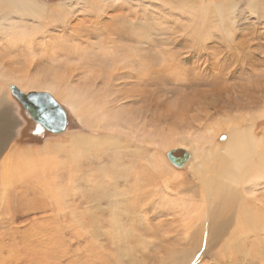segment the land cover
<instances>
[{"label":"bare ground","instance_id":"bare-ground-1","mask_svg":"<svg viewBox=\"0 0 264 264\" xmlns=\"http://www.w3.org/2000/svg\"><path fill=\"white\" fill-rule=\"evenodd\" d=\"M151 1L152 3L147 6L159 5L162 12L165 11L159 21L158 18H153L154 24L140 12V4L134 5L131 9L133 13H138L133 19L123 16L131 11L124 12L123 0H100L101 4L89 0L66 1L67 3L62 4L64 7L59 14H50L55 17L53 19L55 26L60 24L58 29L55 27L58 31L56 34L55 30L52 32L48 25L45 26L48 24L46 20L44 21L45 11L48 9L45 1L0 0V82L4 80L8 83V88L15 85L23 92L46 91L54 96H62V100L73 112L78 114V111L83 109L81 115H78L79 118L82 119L83 116L88 122L98 120L99 126L94 127L104 131L101 136L90 133L73 136L67 145L60 144L61 142L54 145L52 141L46 140L40 147L28 145L17 148L11 145L8 139L13 125L17 135L21 134L23 128L21 120L15 118L17 121H14L9 113L11 106H16V101L13 102L9 95L0 96V264H53L61 233L57 231L56 236V231H51L50 227H46L44 232L36 230V226L34 229L26 230L25 236L29 237V240L27 248L23 249L24 254L14 247L7 248L5 244V238L7 236L14 238L17 234L14 231L19 229L14 222V214L18 210L27 213L35 209V206L41 203L38 200L41 193L48 199L46 201L48 204L53 200L56 210L65 215V212L70 210L69 213L72 214L73 219L70 222H63V225L71 227L75 235L73 240L80 245L73 248L66 238L68 242L64 244L65 251H62L64 255L73 253L69 256V264H120L121 259L110 250V246L106 247V242L113 246L119 240V231L121 234L131 235L127 244H130V241L133 244L126 247L129 251L126 256L133 257L135 246H141L145 241L137 226L144 224L150 227L149 206L155 209L153 211L155 214L161 208L168 207L180 213L181 217H186L182 230L177 231L178 234L181 233L179 236L181 235L185 242L178 240L175 244L184 247L193 245L190 247L192 252L180 259L185 251L180 249L179 254L177 249L175 255L171 257L173 264H195L196 249L200 245L206 250L217 249L214 255L211 253L213 256L211 264H264V108L257 110L259 112L257 115L254 111H247L240 116L241 118L229 117L230 121L239 118L245 124L232 122L227 131L219 129L211 138L208 134L213 131L212 126H206L203 130L194 131L195 133H190L189 130L179 132L159 122L155 123L156 127L150 126L148 103L151 95L149 88H144L147 85L148 74L151 73L148 72L150 60L147 55L154 39L160 40L156 50L159 52L158 55L162 54V69L172 74L179 71L180 62L170 52L172 47L168 46L167 41L170 23L178 26L185 23L186 26L179 27L182 31L179 37L187 40L185 42L187 46L189 44L191 48L197 50L198 41L206 45L214 32L232 38L233 31L237 28L239 13L243 9L236 0H223L219 3L214 0L209 2L208 6L205 0H198V4L183 0L181 5H173L166 0ZM258 1L247 0L245 5L255 13ZM113 4L120 5V9L123 10L113 7ZM77 12H81L85 23L72 26L70 18ZM81 14L76 16L79 17ZM81 28L85 29L87 39L94 34L100 37L99 41L83 42L84 34L79 30ZM172 35L179 38L177 33ZM187 35L191 38L189 39ZM173 41L171 40L172 44ZM191 41L195 44L191 45ZM94 45H97L100 57L112 59L114 65L110 68L114 73L116 71L115 80L136 79L130 82L133 88L96 87L100 70L98 69L97 73V69H92L89 62L81 59L88 57V49ZM21 46L23 50L21 53L32 59L38 54L51 63L66 58L68 64L64 63V66L74 68L78 73L75 76L78 77L75 81L72 80L71 73L70 80L65 81L58 72L53 75L55 78L49 80L43 77L44 73L40 74L41 72L39 76H33L34 72L30 74L31 76H25L27 73L17 75L13 70H6L7 63L3 61L4 57L15 53ZM231 48L251 51L245 48L243 42H234L233 45H229V49ZM176 51L177 49L175 53ZM67 54H73L74 58H67ZM10 79L15 84H10ZM84 83L90 86L83 88ZM239 89V93L234 94L235 102L231 104L235 106L238 104L240 108L249 106V110H252L255 97L251 96V92H247L246 88ZM252 90L264 94L263 87L257 86ZM262 97L260 101L264 102V95ZM133 100L140 102L142 108L136 111L122 109L127 101ZM216 125L219 126V123ZM210 142L217 144L216 152L221 153L222 163L208 165L212 151L203 149H206ZM159 148L167 150L166 154H159ZM175 149H185L190 154L188 163L197 162L193 168L198 172V182L205 188L204 191L199 185L191 184L189 188L191 195L180 198L178 192L173 190L172 183L183 182L185 175L176 169L173 166L175 164L167 157V153ZM62 150L65 157L59 159L57 152L61 153ZM202 154L204 158L201 157ZM106 157L108 162L105 161ZM54 159L58 164H62L65 170L70 171V185L65 188L66 190L57 191L55 188H59V184L41 186L40 176L46 177L47 173L50 175V168L55 166ZM79 180L85 183L83 186L80 185V194L86 199L83 211H79L77 204L66 198L70 194H76ZM198 194H202L200 199L204 202H201L202 208L197 210L199 212H195ZM12 199H16L14 203H17L14 208ZM222 211L226 212L224 218H221ZM6 221L10 224L9 228L7 226L10 231H5ZM137 233L138 238L135 236ZM31 237L33 240H30ZM8 240L11 241L10 238ZM29 244L34 247L38 244L41 246L38 245L37 250L36 247L31 250ZM6 253L8 255L4 257ZM62 257L63 255L59 258Z\"/></svg>","mask_w":264,"mask_h":264},{"label":"rangeland","instance_id":"rangeland-1","mask_svg":"<svg viewBox=\"0 0 264 264\" xmlns=\"http://www.w3.org/2000/svg\"><path fill=\"white\" fill-rule=\"evenodd\" d=\"M41 1H45V3L47 4L46 9L48 8L45 11V16H44V21L46 20L45 22L48 23L46 24L44 22V24H46L45 26L48 25L52 32L53 30H55V33L58 34V31L56 30L55 27L57 26V29H58L60 24L55 26L53 22L54 21L53 19L55 17L53 18V15L59 14L64 7L62 4L67 3L69 0H41ZM60 1L62 3H58ZM89 1L95 2L97 4H101L100 0H89ZM123 1H125L124 3H122L124 4L123 5L124 12L133 9L134 5L140 4L139 6V9L141 10L140 12L144 13L147 16V18L151 20V22H153V24L155 22L153 18L155 19L158 18L157 20L159 21L160 16L163 15V13L165 12V11L162 12V8L158 7L159 5L158 6H147L152 3L151 0H137V2L136 0L134 1L123 0ZM166 1L172 2L173 5H181L180 3L183 0H166ZM188 1L198 4V0H188ZM213 1L214 0H207V1L205 0V2L207 3V6L209 2H213ZM215 1L216 3L217 2L219 3L223 0H215ZM236 1L240 3L239 5L243 9V11L239 13L238 23L236 24L237 28L233 31L234 36H232V38H226L224 37V35L214 32L212 33L211 37L208 39L209 41L206 42V45L203 44L204 42L200 43V40H199L198 46L196 47L197 50H195V48H191L189 44L188 46L187 44H185L187 40L184 41V38L179 37L180 33L182 32L179 27L180 26L184 27V25L186 26V24L185 23L182 24L181 21L180 23L182 25H180L179 23L180 26H178V24L174 25L173 23L169 24L168 29H167V41L169 42L168 46L171 45L170 47L172 48L174 47L173 49L171 48L172 51L170 50V52L173 53L175 58L177 57V61L180 62L181 66L179 65L180 67H179L178 72H175L172 74V72H169V71L166 72L164 69H162V62H161L162 54L161 55L159 54L160 55L159 56L158 55L159 52L158 50H156L158 49L157 45L160 44V40L154 39V41L151 42L150 50L147 55V57H149V60H150V69L148 72L149 73L151 72V73L148 74L149 76L147 77V85L144 87V88H149L148 91H150L149 94L151 95V98L149 99V103H148L149 104L148 106L149 120L151 123L149 124L150 126L156 127L155 123L159 122V123H163V125L166 126L167 128L170 127L173 129H177V131L179 132L189 130L190 133L191 132L195 133L194 131L198 132L200 130H203V128L206 126H212L213 131H211L208 135L211 138H213L217 130L223 129L222 131H227L232 122H236V123H239L240 125H244L245 124L244 121H242L239 118H241L240 116L244 115L245 112L254 111V113L257 115L259 114L257 110L259 111L264 108V102L260 101L262 100L263 98L262 96L264 94L261 91L252 90L254 88H257V86L264 88V0L258 1L259 4H258L257 11L255 13L251 12V10L248 7H246L245 4L247 3V0H236ZM59 5L60 6L62 5L61 6L62 8ZM113 5H114L113 7H116L118 9L121 8L120 5H117V4H113ZM147 7H148V10H147ZM154 7L155 9H153ZM151 8L155 10V12ZM123 9H120V10H123ZM133 12L134 11L131 10L129 14L123 15V16L127 18L135 19L138 13L137 12L133 13ZM48 14L49 15L53 14V15L49 16ZM77 14H81V12H77L75 16ZM152 14L153 16H149ZM75 16L70 18L71 23H72L70 25L73 26V24L85 23V19L82 17V14L79 15V17L76 16L77 18ZM49 20H51L52 22L51 21L49 22ZM169 27H171V29ZM79 30L81 34H84L83 42L95 43L99 41L100 37L94 34L91 35L90 37L91 39L89 38L90 40L87 39V36L85 37L86 33H85L84 28H81ZM175 33H177V37L179 38H176V35L174 36L172 35ZM172 36L173 38L175 37V39H173ZM188 36L189 35H187V37ZM188 38L190 39L191 37L189 36ZM179 39L182 41H180ZM171 40L172 41L174 40L173 41L174 44H172ZM126 42L127 41L125 40L124 43ZM234 42L235 43L243 42L245 48L247 47L246 49H249L251 51L250 52L247 50L241 51V50H237L234 48L229 49V45L231 44L233 45ZM193 44H195V42L191 41V45ZM174 49L175 50L177 49L176 51L177 53H175ZM22 51L23 50L21 46V48L19 47L17 48V50H15L16 54L13 52V53L8 54L6 57H4L3 61L4 62L6 61L7 63L5 66L6 70H13L14 72H16V74L21 73L22 75L23 74L25 75L27 73L25 76H31L33 72H34L33 76H36V75L39 76L38 74L41 72L40 74L44 73L43 77L45 78L47 77L49 80L55 78L53 75H55V73L58 74V72H59V75H61V77L64 78L65 81L70 80L69 75L71 73L73 75L71 76L72 80L75 81V79L78 77V76H75V75H78V73L75 71L74 68L71 69L69 67L64 66V63L68 64L67 60H65L66 58L65 59L61 58L60 61L57 60L56 62L51 63L50 60L46 59L45 57H42L40 54H38L40 56L37 55L36 56L37 58L35 57L33 58L34 59L33 60L28 55H24L23 53H21ZM178 51H179V54H178ZM98 54H99V51L97 49V45H94L93 47L88 49L87 58L81 57L83 61L90 63V66H92V69H95V70L97 69L96 70L97 73H99V70H100L101 74L99 73V78L97 80L96 87H99V88L101 87L102 88H112V87L113 88H133V85L130 82L136 81V79L128 78L124 80L125 79L124 78L122 80H115V77L117 76L116 71L114 73V70L112 71V69L110 68V66L113 68V65H114L112 59L107 58V57H100ZM70 57L74 58V55L67 54V58H70ZM30 62L32 64H30ZM68 68L70 69V73H69ZM25 70L26 71L28 70L29 72L28 71L25 72ZM10 81H11L10 84H15V82H13L11 79ZM7 84L8 83H6V81L4 80L0 82V96L6 97V95H9V98L13 100V102L16 101L15 102L16 106L15 107L11 106V109H9V113L10 115H12L11 117L14 119V121H17L15 118L21 120L22 122L21 125L23 127L21 130V134L17 135L15 133V127H14L15 125H13V127L11 128V134L8 138L11 145L16 146L17 148L25 147L28 145L40 147L41 145H43V143L46 142V140L52 141L54 145L55 143H60V142H61L60 144L67 145L73 136H76L79 134L82 135L85 133L87 134L90 133L93 135L94 134L100 135V136L103 135L104 131L101 128L94 127L96 125L99 126L98 120H93L91 122H88L87 118H83V116H82V119L79 118V116L81 115L80 112L83 109L79 110L77 114L76 112H73L66 105V103L62 100V96L60 97V96H54V95H52L53 98H55V100L61 103L66 110L68 124H67L66 129L59 133H53L43 128L41 125L37 124L31 118L30 114L26 111V109L19 102V100L13 96L11 89L8 88ZM17 84L20 85V83H16V85ZM113 84L115 85L113 86ZM88 86H90V84H86V83L83 84V88H86ZM239 88H246L247 92H251V96L255 97L253 98L255 101L252 104L253 105L252 110H249L250 108L249 106L240 108L238 104L237 106L231 104L234 101V94L239 93L238 92L240 90ZM230 89L234 91L232 90L230 91ZM227 90L229 92H227ZM43 92H46V91H43ZM254 92H257V93H254ZM62 101L65 104H63ZM141 108H142L141 103L136 102L134 100L129 101V102L127 101V104L122 106V109L130 110V111H136V109H141ZM16 115H19V116H16ZM229 117L233 119L237 117L239 118L237 120L230 121L228 120L230 119ZM216 123H219V126H217ZM13 143H15L16 145ZM216 146H217L216 143L210 142V144H208L205 147L206 149H203V151L204 150L206 151L208 149L212 151V155L210 159H208L210 161L209 164L207 160V164L209 166H211V163L218 164L219 162H221V155H220L221 153L216 152V148H215ZM63 151L64 150H62L61 153L57 152V156L59 159H64L65 154L63 153ZM159 151H158L159 154L160 153L166 154L167 152V150H162L160 148H159ZM205 154H207V152ZM201 157L204 158L203 154ZM213 159H216V161ZM106 160H107V157L105 158V161ZM53 161L55 162V166L53 168H50V175H48L49 173H47L46 177H42V175L40 176L39 180H40L41 186L42 184H47V185H50L51 183L53 185L59 184L58 186L60 187L55 188L57 191L66 190L65 188H68L67 186L70 185V181H69L70 171L68 172L67 169L65 170V167L62 164L59 163L60 164L59 165L57 160L54 159ZM187 163L185 164V166H182V167H177L173 165L176 169L180 170V172L185 173V175L183 176V180H184L183 182L180 181L178 183H172L171 185L173 190L178 192V197L180 198L188 197L189 194L191 195V192L189 191L191 184L199 185L203 191L205 190V188L202 187L200 182H198L199 181L198 179L199 177L197 176L198 172L196 171L195 168H193V165H195L197 162L193 161L191 163L192 165L190 163L188 164ZM54 172L56 173V176ZM43 182H47V183H43ZM84 184H85L84 182L79 180L77 183V191L74 190L76 194H70L69 196H66L67 200H71L77 204V209H79V211H83L84 206L86 204V201H85L86 199L84 198V196H82V194H80L81 186H83ZM40 189L41 188H39V190ZM203 191L202 192L197 191V192L203 193ZM201 195L202 194H198V197L196 198L195 212H199L197 210L202 208L201 202L203 203L204 201L203 199H200L202 198ZM38 198H39L38 200L41 201V203L36 205L35 209L27 213H25V211L23 210H18V212L14 214V217H15L14 222L16 224V227H19V229L18 228L16 230L14 229L15 230L14 233L15 232L17 233L16 236L14 235V238L13 237L11 238L7 235H6L7 237L5 236L6 237L5 244L7 245L6 247L7 248L14 247L15 249L18 250V252H21V254H24L25 252L23 249L27 248L28 240H29V237L26 238L25 236L28 229L30 228L34 229L33 227L36 226L37 227L36 230H41V232H44L47 229L46 227H50L51 231L53 232L56 231L55 232L56 236L58 235L57 231L61 233V235L59 234V237H58L60 239V242H59L60 244H59L58 250L57 248L55 249V251H58V252L55 253V256L53 257V264H69L70 262L69 256L73 255V253L64 255L63 253V251H65L64 244L65 243L67 244L69 240L70 245L71 246L73 245L72 246L73 248L74 247L77 248L80 245L79 243L75 242L76 240H73L75 239L74 238L75 235L72 232L73 230L71 229V227H66V226L64 227L63 225V222L65 221L70 222V220L73 219V217L71 216L72 214L69 213L70 210H67V212H65L66 215L62 213L61 211L56 210V208L53 206L54 204L53 200L49 201L50 204L46 202L48 199L44 197V193H41L40 197L38 196ZM15 200L12 199L11 201V203L13 202L12 203L13 208L17 205V203H14ZM13 208H12V211H13ZM154 210L155 209L153 207H150V206L148 207V218L151 223V224L149 223V226H150L149 228L147 227V225H144V224H140L139 226H137L139 233L142 234L143 238H145V241L143 244H141V246L140 245L135 246V253L133 257L126 256V253L129 252L126 247H128L129 245L131 247L133 244V242L131 241L129 242L130 244H127L128 239L131 238V235L127 236V235L121 234V232L119 231V237H118L119 240L115 244H113V246H111L109 242L108 243L106 242L107 244V245L105 244L106 247L110 246V250L115 252V255L118 257V259H121L120 264H173L171 257L175 255V252L177 249H179V254H180V249L185 251L184 254L181 255L180 259H183L184 255L185 256L190 255V252H192L191 251L192 248L190 247H192L193 245H188L187 247H184V246H179L175 244L178 242V240H181V242H185L184 238L181 235L179 236V234L181 233L178 234L177 231L182 230L186 217L185 218L184 216L181 217L180 213L170 210L168 207L166 209L161 208L160 210H158V213L156 214L153 212ZM224 216H226V212L222 211L221 218L222 217L224 218ZM56 225L59 229L56 227ZM7 226L9 228L10 226L9 222H7V225L5 226V231H10L7 228ZM128 234H131V233H128ZM175 235L176 236L178 235V236L176 237ZM135 236L138 238L139 234L137 233ZM8 237L11 239L13 243L10 240H8L9 239ZM196 237H198V235H196ZM71 239L73 241H71ZM30 240H33V237H31ZM81 241L83 245L84 244L83 238L81 239ZM196 244H197V241L194 245L196 246ZM38 245L35 246L36 250L37 248H39V246H41V245L39 246ZM29 247H31L30 248L31 250L32 248H35L34 246H31V244H29ZM204 248H205L204 246L200 245V247L196 249L195 264H211L212 263L211 262L212 257H213L212 255L215 254L217 249L213 248L210 250L208 249L206 250V248L205 249ZM61 251H62V254H61ZM15 252L17 251L15 250ZM7 255L8 253H6L4 257H7ZM62 255L64 258L63 257L59 258Z\"/></svg>","mask_w":264,"mask_h":264},{"label":"water","instance_id":"water-1","mask_svg":"<svg viewBox=\"0 0 264 264\" xmlns=\"http://www.w3.org/2000/svg\"><path fill=\"white\" fill-rule=\"evenodd\" d=\"M13 95L21 102L31 118L43 128L59 133L64 131L68 118L64 107L48 92H23L15 85H11ZM169 160L178 167H182L190 159L185 149H175L167 153Z\"/></svg>","mask_w":264,"mask_h":264}]
</instances>
